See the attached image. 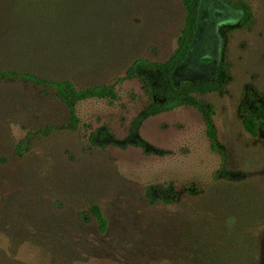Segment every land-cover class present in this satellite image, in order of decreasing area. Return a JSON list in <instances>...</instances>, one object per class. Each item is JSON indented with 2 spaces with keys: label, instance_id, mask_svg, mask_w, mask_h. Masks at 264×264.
Masks as SVG:
<instances>
[{
  "label": "rangeland",
  "instance_id": "374dc122",
  "mask_svg": "<svg viewBox=\"0 0 264 264\" xmlns=\"http://www.w3.org/2000/svg\"><path fill=\"white\" fill-rule=\"evenodd\" d=\"M229 1L245 3L250 22L241 28L242 11L201 0L195 42L174 76L178 84L224 78L219 92L196 98L213 109L225 160L189 106L130 135L149 104L140 78H126L130 61L168 60L183 27L181 0L92 2L97 17L116 4L105 22L119 40L116 51L104 44L111 56L86 53L94 62L82 87L113 85L116 99L80 102L75 130L64 128L69 112L51 89L0 83V264H264V130L251 137L240 112L248 94L264 100V0ZM47 126L57 129L39 134ZM150 187L158 196L171 188L179 200L149 205Z\"/></svg>",
  "mask_w": 264,
  "mask_h": 264
},
{
  "label": "trees",
  "instance_id": "16d2710c",
  "mask_svg": "<svg viewBox=\"0 0 264 264\" xmlns=\"http://www.w3.org/2000/svg\"><path fill=\"white\" fill-rule=\"evenodd\" d=\"M94 0H0V83L21 80L51 89L68 110L70 122L65 129L75 130L79 120L76 106L83 101L115 100L113 85L98 84L82 87L87 79L90 62L86 53L103 52L102 55H113L104 47L112 40L111 50L116 51L119 34L107 27L105 22L110 12L116 7L111 5L107 14L97 17L89 12ZM224 4L242 11L243 19L239 26L244 28L251 20V11L245 3L232 4L222 0ZM201 0H181L183 7V27L177 39L176 49L164 63H152L147 60L130 61L126 78L139 77L149 104L131 124L130 135L136 136L140 125L150 117L172 111L181 106H189L197 110L204 122L206 137L211 150L225 160V152L218 142L217 130L212 119L213 109L196 98L219 92L224 78L197 82L184 81L176 83L174 76L180 65L189 56L195 42L199 24V5ZM121 36V35H120ZM105 44V45H104ZM113 50V51H114ZM114 51V52H115ZM101 55V56H102ZM117 56V55H116ZM127 64V62H126ZM88 67V68H87ZM219 69L223 73L224 65ZM241 105L242 125L247 134L256 138L264 130V100L255 94H248ZM57 129L47 126L39 134H47ZM97 135H91L90 140ZM30 137L17 146L27 144ZM142 147V142L136 141ZM18 154H21L18 152ZM226 174L224 167L218 173ZM232 175L229 176V178ZM231 179V178H230ZM235 185L239 181H227ZM152 187L147 188L146 196L149 205L160 202L173 205L178 202V195L171 188H165L162 195H155ZM90 213L99 233L105 234L107 221L101 209L94 205Z\"/></svg>",
  "mask_w": 264,
  "mask_h": 264
},
{
  "label": "water",
  "instance_id": "95a60500",
  "mask_svg": "<svg viewBox=\"0 0 264 264\" xmlns=\"http://www.w3.org/2000/svg\"><path fill=\"white\" fill-rule=\"evenodd\" d=\"M191 61V58H189L188 60H187V62H190ZM186 62V61H185Z\"/></svg>",
  "mask_w": 264,
  "mask_h": 264
}]
</instances>
